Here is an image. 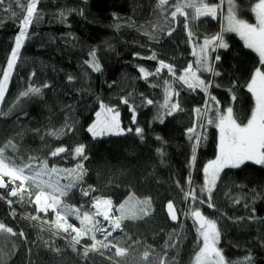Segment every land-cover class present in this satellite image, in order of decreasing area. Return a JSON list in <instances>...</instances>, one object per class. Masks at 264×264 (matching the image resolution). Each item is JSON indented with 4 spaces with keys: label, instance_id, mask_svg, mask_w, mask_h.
Instances as JSON below:
<instances>
[{
    "label": "trees",
    "instance_id": "trees-1",
    "mask_svg": "<svg viewBox=\"0 0 264 264\" xmlns=\"http://www.w3.org/2000/svg\"><path fill=\"white\" fill-rule=\"evenodd\" d=\"M201 2L217 6V16H197L185 0H167L163 6L160 0H38L29 38L0 107L2 159L13 168L35 159L49 168L68 169L80 163L85 171L84 185L94 189L91 201L110 198L115 208L129 196L147 201L150 214L126 218L123 230L112 236L126 251L137 248L156 257L168 256V261L174 259L173 264H193L201 241L191 212L200 210L215 221L220 232L218 248L226 261L249 264L251 258V264H264V165L245 163L225 169L209 208L207 195L201 192L202 170L217 155L218 130L207 125V119H215L216 105L212 104L207 116L198 115L194 109L205 111V94L178 80L191 63L202 79L220 85L210 92L220 101L221 114L231 106L237 122L245 124L255 107L247 85L255 69L264 71V65L236 33L225 31V15L231 8L238 19L255 23L252 9L259 0ZM29 3L31 0H6L0 6V79ZM176 4L182 5L186 17H171ZM216 34H223L229 45L210 51L213 58L221 57L219 62L210 61L220 76L203 72L193 54L205 38ZM90 53L95 54L99 72L92 66ZM152 55L155 60L149 58ZM160 61L171 65L175 75L166 68L157 72ZM140 68L149 73L146 78ZM32 88L41 91L33 93ZM148 99L152 105L146 103ZM166 99L169 107L177 102L180 105L171 116L163 107ZM101 103L120 112L124 134L93 138L87 132ZM130 109H135V123ZM158 114H163V124L156 119ZM201 124L206 126L207 139H202L193 164L194 139H187L186 130L195 125L197 132H203ZM136 127L143 129L142 134L135 132ZM79 146L84 147L87 159H74ZM58 147L67 151L52 157ZM189 193L195 194V201ZM76 197L69 195L66 203L81 208ZM168 201L177 211L176 222L167 214ZM31 210L24 199L10 197L8 189L0 188V223L14 233L0 231V264H122L90 250L85 256L83 249L88 245L73 247L70 237L57 234L40 217L31 219L36 215L34 207ZM179 227L183 230L177 237ZM175 242V250L170 252L169 246Z\"/></svg>",
    "mask_w": 264,
    "mask_h": 264
},
{
    "label": "snow or ice",
    "instance_id": "snow-or-ice-1",
    "mask_svg": "<svg viewBox=\"0 0 264 264\" xmlns=\"http://www.w3.org/2000/svg\"><path fill=\"white\" fill-rule=\"evenodd\" d=\"M6 0H0V6H4ZM167 3V0H160V5L163 6ZM38 0H31L25 9L26 15L23 17L19 32L15 36V45L11 50L10 58L7 61V69L3 71V78L0 79V102H3L5 93L7 91V86L9 84L11 74L16 65L20 50L24 46V42L29 38L28 29L33 22L35 11L37 8ZM189 7H195V5H188ZM252 11L255 14L256 23H248L245 20L238 19L233 10L229 9V15L227 17V28L225 31L236 33L244 41L245 46L248 49L253 50L259 56V61L264 65V0H259L255 4ZM218 8L215 5L203 4L200 7H196L197 16L211 17L215 18L217 16ZM177 14L186 17V13L182 10V5L176 4L175 10L171 12V17L175 19ZM185 27H187V21H185ZM171 35V33H169ZM189 37L192 36V33L189 31ZM229 45L225 42L223 34H216L211 39L205 38L203 44L199 49V53H193L197 55L196 63L200 65V68L203 72L212 73L214 76H220V73L215 70L214 66L210 63L213 59L216 62H219L221 57L216 55L214 58L211 55V52H215L217 49H227ZM211 49V52L209 51ZM93 56L92 66L96 72H99L100 66L98 63L94 62L95 54L90 53ZM150 59L155 60L156 56L152 55ZM167 69L170 73L175 75L173 67L169 64H165L163 61H160L159 68L157 72L162 69ZM139 71L144 74L145 78L149 75L144 68H140ZM198 70H193L192 64L189 63L188 66L183 70V75L178 77V80L181 81L184 85H187L189 89L196 90L199 89L205 94V111L202 113L200 107H196L194 111L198 115L207 116V113L212 110V104L216 105V116L215 119H207V125H214L218 130V154L216 157L203 167V177H204V186L201 189V192L207 193V206L209 208L213 207L212 204V193L216 188L217 182L220 180L221 174L225 169H237L244 165L246 162H252L256 165H264V71L259 67L255 69V73L251 78L250 83L247 85V91L252 94L255 100V108L251 112L250 119L247 120L245 124L238 123L234 118L233 107L229 106L226 108V111L221 114L219 105L220 101L211 94L210 89L212 87L219 88V84H214L211 80L206 81L197 75ZM47 86V85H46ZM33 93H40L39 88L30 89ZM232 92L230 88L228 90ZM28 93H24L27 95ZM178 95V94H177ZM231 100L235 101L236 96L232 95ZM212 103H209V102ZM123 103L128 104L127 100H124ZM148 105H152L153 101L151 99L146 100ZM168 108L167 115L171 116L173 112L180 109L179 102L172 103L169 107V99L165 100L164 106ZM133 112L132 122H136L135 109H130ZM156 119L159 120L161 124L164 123L163 114H158ZM201 128L205 129L203 132H197L196 126L187 128L186 134L187 139L192 141L194 139V144L191 148V161L194 164L196 161V153L202 144V139H207L206 135V126L201 124ZM128 132L133 131L132 128L127 129ZM87 132L91 134L93 138L102 137L104 135H121L125 133V129L121 126L120 121V112L103 103L100 104V111L95 113V122H93L88 128ZM137 134H142L143 129L140 127L135 128ZM159 139V137H157ZM67 149L65 147H58L51 152L52 157H56L61 153H65ZM4 149L0 148V156H3ZM74 155L76 157H83L87 159L84 155V147L79 146L75 148ZM25 167L31 168V165H26ZM77 170L80 172L83 171L82 165L78 163L75 168L63 169L62 171L68 173L69 176H73L74 179L66 186H60L59 181L53 183L51 179L41 181L37 183L35 178H33V183H35L36 189L38 191L35 194L34 203L37 205V212H43L47 214L48 210L51 209L55 213V228L62 229L63 232L69 233V229L75 233V236H72L71 239L74 242L73 247L76 244L80 243V238L88 234L91 229H85L82 231L79 228L74 227L71 224L67 223V215L73 214L75 218L80 219L79 210L70 212L66 207L63 209L64 215L61 214L60 205L62 203L61 197L67 196L71 190L72 183L75 180L80 179V175L76 174ZM25 171L24 167L19 169L10 168L7 164L4 163V160L0 158V187H6L4 183V176H8L12 181L21 180V187L19 189L13 188L10 192L12 197H16L21 194V199H23V181L28 180V176L22 175ZM50 172H57L58 169L53 167L52 169L47 168L45 162L43 170L36 173L37 176L48 175ZM189 182L191 183V177H189ZM94 191V189L92 190ZM31 197L32 193H28ZM83 195L85 197L89 196V191H84ZM193 201L196 200L194 193H189ZM186 195V199L188 198ZM239 201H237L238 203ZM11 203V201H9ZM147 204V201L141 202L136 201L134 197L129 196L123 203L119 205L118 211L120 216L114 220L110 217L109 213L112 210L113 201L110 198L101 199L99 197L94 198L91 207L95 209V214L102 216L105 221H111L112 231L121 229V224L119 223L120 219L123 218H137V205L138 204ZM201 204L205 203L204 200L200 201ZM143 211V209H140ZM166 211L170 217V220L175 222L177 221V213L175 211L174 205L171 201H168L166 204ZM145 215L147 213L145 212ZM191 216L194 221L198 224L196 231L200 238H202L203 244L200 248L195 259L197 264H231V262L226 261L224 255L222 254L221 249L217 247L220 240V232L217 228L215 221L207 219L200 210H194L191 212ZM31 219H37L33 216ZM90 217L87 213L84 214L83 220L89 221ZM0 231L13 233L12 228H5L4 224L0 223ZM14 234V233H13ZM111 232L107 229L103 230L102 235L105 239L108 236H111ZM23 236V233H20ZM94 241L91 245L92 249H96V245L102 244L103 247L108 245L103 244L102 241H96L95 234L93 233L90 237ZM113 247H115L113 245ZM89 248L84 247L83 253L87 256ZM124 248H116L117 256L125 255ZM148 253L145 252L144 256L147 257ZM163 264V261L161 262ZM249 264H251V258H249Z\"/></svg>",
    "mask_w": 264,
    "mask_h": 264
},
{
    "label": "rangeland",
    "instance_id": "rangeland-1",
    "mask_svg": "<svg viewBox=\"0 0 264 264\" xmlns=\"http://www.w3.org/2000/svg\"><path fill=\"white\" fill-rule=\"evenodd\" d=\"M185 2H186V7L195 10V13H194L195 15H196V7H200V6L203 5L201 0H185ZM188 5H195V7H189ZM229 9H228V11L226 12V15H225V29L227 28V17L229 15ZM255 23H256V18H255ZM243 43H244V41H243ZM209 51H211V49H209ZM198 53H199V50L197 51V54ZM19 57H20V54L18 56V59H19ZM18 59H17V61H18ZM197 67H200V65L197 64ZM167 96L168 97L171 96V92L170 91L167 92ZM1 104H2V102H0V107H1ZM217 154H218V150H217ZM0 158H2V156H0ZM81 158L82 157H76L74 155V159L75 160H80ZM4 163L7 164L10 168H13L10 163L5 162V161H4ZM246 163H252V162H246ZM44 164H45L44 162L35 159V160H31V162L27 163V165H31L30 169L28 167L24 166L25 171L23 172L22 175L28 176L29 179L23 181V189H24L23 199L27 202L28 206H30V211H32L31 209H33V207H34V209L36 210V213H35L36 215H34V216L37 217V218L40 217V219L43 221L42 223H44L46 226L51 228L53 231L57 232V234L63 235V236H68V237L71 238L72 236H75V233L72 232L71 229H69V233H65V232H63L62 229H56L55 228V213L51 209L48 210L47 214H45L43 212H39V213L37 212V205H35L34 200H35V194L38 191V189H36L35 183H33V178H35V181L37 183H39L41 181H45V180L51 179V181L53 183H55L56 181H59V185L60 186H66L71 181H73L74 177L73 176H69L68 173L62 171L65 168H56V169H58V171L55 172V173L49 171L48 175L37 176L36 173L41 171V170H43ZM75 167L76 166H74L72 168H75ZM47 168L49 170L52 169V168H49L48 166H47ZM16 169H19V167L16 168ZM68 169H71V168H68ZM82 169H83V166H82ZM76 174L80 175V179L79 180H75L74 183H72L71 190L69 191L67 196L61 197L62 203L60 205V210H61V214L62 215L65 214L64 211H63V209L65 207L70 212H74L75 210H79L80 219L75 218V216L73 214H69V215H67V223L73 225L76 228L81 229L82 231H84L85 229H91L92 230V231H89L87 235H85L84 237L80 238V243L88 245V248H89L90 251L98 252V253H101V254L102 253L106 254L107 256H109L112 259H116V260L121 261L122 264H161L162 261H163V264H173L174 259H171L170 261H168V256H164V258H160V257H156L154 254H149L148 253L147 257H145L144 253L146 251L145 250H141V249H137V248L129 249V250L125 251V255L124 256H117L115 253H116V248H119V246L114 243L113 237L115 236L116 232H121L123 230V222L125 221L126 218H123V219L119 220V223L121 224L122 230H120V229L118 230L117 229L115 231H112L111 226L109 228L104 227L103 226V223H104L103 217L99 216V215H96L95 214V209H93L91 207V205L93 203V200L92 201L90 200L91 199L90 192H93V191L89 190V188H87L84 185V176H85L84 169H83L82 172H80V170H77ZM3 179H4V183L6 185V188L10 192H11V190L14 187L17 188V189H19L21 187V183H22L21 180H16V181L13 182L12 179L10 177H8V176H4ZM84 191H89V196L85 197L83 195ZM28 193H32L31 197H29ZM204 193L207 195L206 192H204ZM71 194H74L75 197H76V194H77L76 198L80 200V202L82 204L81 208H76V207H72V206L67 205V203H66L67 200H68L67 198ZM10 197H12V196L10 195ZM16 197L18 199H20L21 201L23 200V199H21V194H19V193H18V195ZM141 202H144V201H141ZM150 208L151 207H149L148 203L147 204H144V203L138 204L137 205V213L141 214L138 217H143V216L146 217L151 212ZM140 209H143V211H140ZM175 211H176V209H175ZM145 212L147 213V215H145ZM85 213H87L89 215L90 220L89 221H85L84 223H81L80 221L83 220V216H84ZM176 213H177V211H176ZM109 215H110V217L113 220L120 216V212L118 211V208H115L114 204H112V210L109 213ZM177 217H178V214H177ZM127 219L130 220L131 218H127ZM191 219L194 222V219H193L192 216H191ZM107 223H109V225H110L111 221H108L105 224H107ZM184 223H185V218H183V224ZM103 228L107 229V231L112 233L111 236H108L106 239H105L104 235L101 234V231H102ZM182 230H183V227H179V229L176 231L175 234H176L177 237H180L182 235ZM93 233L95 234L96 241H102L103 244H106L108 246L107 247H103L102 244L98 243L96 245V249H92L91 245L94 243V241L92 239H90V237H91V235ZM199 240L201 241V247H202V244H203L202 238L199 237ZM113 245L115 247H113ZM175 245H176V242L169 246V251L170 252H174ZM217 247H218V245H217ZM193 264H197L196 259L194 260Z\"/></svg>",
    "mask_w": 264,
    "mask_h": 264
},
{
    "label": "built area",
    "instance_id": "built-area-1",
    "mask_svg": "<svg viewBox=\"0 0 264 264\" xmlns=\"http://www.w3.org/2000/svg\"><path fill=\"white\" fill-rule=\"evenodd\" d=\"M0 188H1V189H7L6 187H0ZM106 222H108V221H105V220H104L103 226L106 227V228H109L110 225H109V223L105 224ZM103 230H104V228L102 229L101 234L103 233ZM118 230H119V229H118ZM120 230H122V228H121Z\"/></svg>",
    "mask_w": 264,
    "mask_h": 264
}]
</instances>
